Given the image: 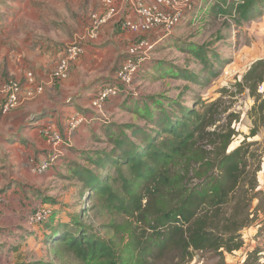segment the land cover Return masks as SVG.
Masks as SVG:
<instances>
[{
  "label": "rangeland",
  "instance_id": "1",
  "mask_svg": "<svg viewBox=\"0 0 264 264\" xmlns=\"http://www.w3.org/2000/svg\"><path fill=\"white\" fill-rule=\"evenodd\" d=\"M97 1L100 0H0L1 79L15 80L16 74L21 78L23 71H27L25 76L51 72L67 44L78 39L80 43L87 45L88 41H91L86 37L91 13L86 9L88 6L94 7ZM167 1L173 7L185 9L182 0ZM225 1L227 3V0ZM154 2L159 7H165L159 0ZM192 4V9L188 10L181 22L165 32L151 50L142 54L145 59L138 73L128 87H122L125 92L113 98L107 108L103 106L96 113L101 115L103 120L115 123L116 127L113 128L118 132L124 129L123 123L143 124V115L155 107L152 101L163 103L162 105L167 107L168 100L178 99L184 105L190 106L197 98L206 101L220 99L221 110L226 108L221 114L220 124L227 122L223 120H226L230 112L239 116L238 121L232 122L238 134L232 140L230 148L238 146L247 136L246 144H249L251 155L254 152V157L251 156L248 160L252 170L258 161H262V157L264 159V118L256 121L257 134L248 137L254 118L248 117L247 113L254 103V98L248 94L247 87L241 89L238 84L242 83L244 74L253 62L264 59V0H255V9L258 12L247 20L215 15V0H194ZM30 9H41L43 13L30 15ZM4 11L9 12L11 17L2 14ZM24 11L27 12V18ZM23 17L26 19L23 26L8 24L21 22ZM100 31L95 42L111 39L101 29ZM163 33L162 30H156L153 35L158 38ZM141 36L143 35H130L128 41L125 40V47L119 43L113 45L111 51L104 54L102 52L101 58L109 59L107 62L100 59L92 61L93 58L87 60L83 54L78 59H82L81 63L85 66L87 74L91 72L97 76L101 72H108L109 81L106 82H112L111 77L115 76L120 65V56L127 53L129 45ZM4 45L8 47L7 50L1 49ZM18 46L23 49L22 56L15 49ZM9 52L15 53L10 55ZM195 52L203 54L196 57ZM5 69L8 70L7 76L2 77L4 74L1 72ZM77 71L73 75L74 79L79 74ZM181 73L193 75L196 79L187 80ZM36 96L22 101L13 110L22 107ZM134 100L137 104L132 106L131 102L133 104ZM134 109H139V112H133ZM72 133L69 139L63 137V143L55 147L53 153L61 151V156L69 154L74 158L73 149L86 151L111 147L103 136V141L87 136L73 142ZM78 159L75 161H82ZM14 163L0 160V264H80L69 250L60 245L49 244L44 239V231L61 228L64 224L69 225L77 218L89 226L96 236L113 241L123 259L132 256L129 245V232L135 226L132 218L111 209L104 197L90 196L88 199V193L82 191L81 184L71 176L68 166L56 174L51 171L49 175L33 177L27 172H18ZM82 163L88 164L86 161ZM8 166L13 170H9ZM16 175L19 177H15ZM13 178L19 180V193H16V186L10 185ZM257 178L263 183L264 172H257ZM23 184L25 187L28 184L29 188L23 190ZM263 198L260 194V207L263 206ZM35 208L48 211L46 218L51 219L46 224L27 223L30 227L34 226V229L30 230L22 219L26 217L27 221V217ZM22 228L25 231L21 232ZM259 241L264 251L263 233L259 236ZM167 262L166 257L163 263ZM224 263V258L211 252H195L191 261V264Z\"/></svg>",
  "mask_w": 264,
  "mask_h": 264
},
{
  "label": "trees",
  "instance_id": "2",
  "mask_svg": "<svg viewBox=\"0 0 264 264\" xmlns=\"http://www.w3.org/2000/svg\"><path fill=\"white\" fill-rule=\"evenodd\" d=\"M214 5L215 15L223 18L247 20L258 12L255 0H215ZM261 83L264 59L253 62L238 84L254 98L247 113L254 118L248 137L257 134L256 121L264 118V93L257 91ZM220 101L197 98L188 106L176 99L167 107L152 101L155 107L143 115V124L123 123L118 132L115 123L103 120L92 138L103 141V136L111 147L82 151V161L68 165L88 199L104 197L111 209L132 218V256L123 259L113 241L96 236L79 218L44 231V239L69 250L80 264H191L195 252L222 257L242 247L261 162L250 169L254 152L247 136L230 148L238 134L232 122L239 116L230 112L220 124L226 111Z\"/></svg>",
  "mask_w": 264,
  "mask_h": 264
},
{
  "label": "crops",
  "instance_id": "3",
  "mask_svg": "<svg viewBox=\"0 0 264 264\" xmlns=\"http://www.w3.org/2000/svg\"><path fill=\"white\" fill-rule=\"evenodd\" d=\"M154 1L155 0H113L112 3L117 9V13L101 27L102 32L105 35L110 36L111 39L108 38L101 42L88 41L89 43L87 45L83 44V55L86 56V59L90 60L93 58L92 61L100 59V61L104 60L107 62L109 59L101 58L102 52L104 54L106 51H111L110 48L119 43L124 44L123 46L125 47V40L128 41L127 39H129L130 33L123 27V21L126 19L139 20L140 15L135 9L136 2L147 5L155 4L156 2ZM102 8L100 0L97 1L94 7L88 6L86 11H89L88 13L91 14L101 13ZM40 10H31L30 15L31 13H34L35 16L40 13L42 14L43 12ZM4 12L2 14H6V16L11 17L9 16V12ZM26 14L27 12L24 11V15L27 18ZM25 20L26 19L23 17L21 22L15 21L8 24L20 27L26 24L24 22ZM117 29H122L123 31H118ZM151 35L149 36V38L152 37L151 39H155L157 37ZM107 40L112 41L109 42ZM1 49L7 50L8 47L4 45ZM15 49L19 52V55H23V49L21 46H18ZM14 53L15 52H9L10 55H13ZM124 56V53L120 56V64L123 61ZM86 59L84 58L85 61ZM5 60L7 62V59ZM79 60L80 59H77L71 64L69 74L66 79L58 80L53 84H46L50 71L45 74L39 72L37 74L38 76L36 75L37 77L34 76L37 84L44 85L43 91L44 89L45 91H42V93L37 95L34 99L24 103L22 107L17 110L14 111L12 109V112L10 110V113L8 112L6 114L2 113L0 107V155L2 156H0V160L3 159L15 162V169L18 170V172L19 170L22 173L27 172L33 177H39L44 174L49 175L51 171H54V174H56L62 171L63 168H67V166L73 161L77 160L81 152L84 150L73 149L75 152L74 158H71V155L69 154L61 156V151H58L59 158L53 166L49 167L41 174L34 173L32 166L47 158L48 155L53 153L54 149L40 134V127H42L43 124H52L58 131H60L65 139H69L70 134L66 131V121L72 112L80 111L86 115L93 116V119H95L93 123L82 125L72 133V141L78 142L80 138H86L87 136L92 137L95 132L98 133L99 127L104 122L102 119L103 117L91 108L90 101L94 92L97 91L103 84L107 83L106 81H109L108 72L106 74L105 72H101L97 76L91 72L87 74L85 66L81 63L82 59L78 63ZM6 64H8V62ZM9 65H11V63ZM76 70H78L77 72L79 74L76 75V79H74L73 75L76 73ZM7 71L8 70L5 69L1 72L4 74L2 77L7 76ZM25 72L27 71H23V76H21V78H19L18 74H16L15 80L24 84ZM112 72L111 74L113 75ZM112 78L114 80V76L111 77V79ZM5 80L1 79L0 76V83ZM112 100L113 99H110L104 104L105 108L109 106L108 103ZM260 162V169L258 170V173H263V157ZM8 168H10L9 170H13L10 166H8ZM4 169H6V167ZM15 177H19V175H16ZM18 182L19 180L17 178H13V182L10 183L11 186H16V193L20 192V188L17 187ZM257 184V189L259 191L251 203V220L242 230L244 243L238 250L223 252L222 258L225 260L224 264H250L252 260H256L257 263L264 264V251L262 243L259 241V236L262 233L264 234V200L263 202L261 201L263 204L261 207V203L259 201V195L262 194L264 196V180L262 183L260 179L258 180L257 178ZM22 187L24 190L29 188V185L26 184L25 187V184H23ZM22 221L28 229H34V226L30 227L27 225L28 222L26 221V217H24ZM22 226L26 228L24 225ZM24 228L21 229V232H23Z\"/></svg>",
  "mask_w": 264,
  "mask_h": 264
},
{
  "label": "built area",
  "instance_id": "4",
  "mask_svg": "<svg viewBox=\"0 0 264 264\" xmlns=\"http://www.w3.org/2000/svg\"><path fill=\"white\" fill-rule=\"evenodd\" d=\"M185 3V9L173 7L168 4L167 0H159V3L165 4V7H159L156 4L144 5L140 2L135 3V9L140 15L139 20L126 19L123 21V27L130 33L142 34L140 38L129 45L127 53L112 82L103 84L94 92L90 106L94 111L101 109L104 104L121 94L122 87H128L133 81L134 76L145 57L142 55L151 50L156 42L165 35V32L178 25L188 10L192 9L194 0H182ZM197 1V0H196ZM113 0H101L102 12L92 13L89 17L87 26V39L95 41L99 36L100 29L104 23L110 20L117 13V9L113 5ZM156 30H162L164 33L156 39H150L149 36ZM84 53L83 44L78 39L70 42L64 48V51L56 63L53 70L47 77L46 84H53L58 80H64L68 77L70 65ZM249 69V68H248ZM44 85L37 84L35 77L31 74L25 76V83L17 80H7L0 83V107L2 113H7L17 107L22 101L30 99L43 91ZM258 93H264L263 83L258 85ZM93 116L86 115L80 111L72 112L66 121V131L71 134L82 125L89 124ZM40 134L46 142L53 148L63 143V136L52 124L45 123L40 127ZM67 134V135H68ZM59 158L58 153H51L41 162L34 164L32 170L34 173L41 174L49 167L53 166ZM48 216L45 209L35 208L27 217L30 225L40 223Z\"/></svg>",
  "mask_w": 264,
  "mask_h": 264
}]
</instances>
